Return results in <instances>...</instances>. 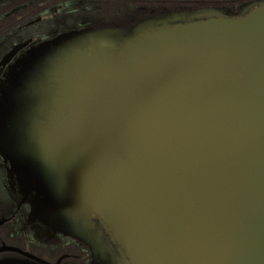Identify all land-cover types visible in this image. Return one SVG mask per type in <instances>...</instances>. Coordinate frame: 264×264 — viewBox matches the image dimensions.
Wrapping results in <instances>:
<instances>
[{
  "label": "water",
  "instance_id": "1",
  "mask_svg": "<svg viewBox=\"0 0 264 264\" xmlns=\"http://www.w3.org/2000/svg\"><path fill=\"white\" fill-rule=\"evenodd\" d=\"M19 67L0 141L29 123L62 229L101 226L124 264H264V1L65 35Z\"/></svg>",
  "mask_w": 264,
  "mask_h": 264
},
{
  "label": "flooded vegetation",
  "instance_id": "2",
  "mask_svg": "<svg viewBox=\"0 0 264 264\" xmlns=\"http://www.w3.org/2000/svg\"><path fill=\"white\" fill-rule=\"evenodd\" d=\"M263 1L0 0V97L22 61L62 36L91 29H129L147 18L194 11L236 17ZM31 114H37L36 105ZM20 124L13 130L11 151L0 141V264H124L119 245L101 226V235L91 230L78 237L54 222L49 209L41 212L32 178L35 166L44 169L35 161L41 156L40 145L36 140L32 145L36 151L30 150L35 137L26 127L29 123Z\"/></svg>",
  "mask_w": 264,
  "mask_h": 264
},
{
  "label": "trees",
  "instance_id": "3",
  "mask_svg": "<svg viewBox=\"0 0 264 264\" xmlns=\"http://www.w3.org/2000/svg\"><path fill=\"white\" fill-rule=\"evenodd\" d=\"M126 12H127V11H126ZM126 12H125V14H126ZM115 13L118 14L119 12H118V11H115Z\"/></svg>",
  "mask_w": 264,
  "mask_h": 264
}]
</instances>
